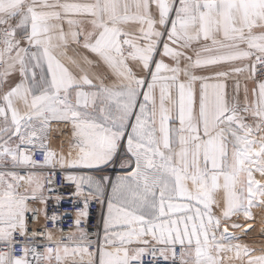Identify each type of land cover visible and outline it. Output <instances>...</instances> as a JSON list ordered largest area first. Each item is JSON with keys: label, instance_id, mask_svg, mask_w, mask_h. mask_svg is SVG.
Masks as SVG:
<instances>
[{"label": "snow or ice", "instance_id": "6c2138e0", "mask_svg": "<svg viewBox=\"0 0 264 264\" xmlns=\"http://www.w3.org/2000/svg\"><path fill=\"white\" fill-rule=\"evenodd\" d=\"M256 208L264 0H0V264H264Z\"/></svg>", "mask_w": 264, "mask_h": 264}, {"label": "built area", "instance_id": "2783aa9c", "mask_svg": "<svg viewBox=\"0 0 264 264\" xmlns=\"http://www.w3.org/2000/svg\"><path fill=\"white\" fill-rule=\"evenodd\" d=\"M37 160H42L43 157L42 156H37L36 157ZM57 189L58 191H63V194L65 196V201L63 204V209L69 212H74L75 209L73 208L72 205H70L67 201L68 196L70 195V192L72 191L71 187L68 186L66 187L63 182H62V177L58 178V183H57ZM100 220V212L97 206H93L91 208V216H90V224L89 227H94L96 224L99 223ZM43 222L42 218H41V223ZM72 223L71 219H65L64 223H63V227L65 229H67L68 225H70ZM37 225L33 224L31 225V227L35 228ZM42 250V248H41Z\"/></svg>", "mask_w": 264, "mask_h": 264}, {"label": "rangeland", "instance_id": "374dc122", "mask_svg": "<svg viewBox=\"0 0 264 264\" xmlns=\"http://www.w3.org/2000/svg\"><path fill=\"white\" fill-rule=\"evenodd\" d=\"M253 211L257 216L256 222L254 223L255 231L250 232L249 235L244 238L243 242L259 247L264 243V236L260 235L261 230L264 229V224L261 223V221L264 220V209L256 208ZM237 234L240 235V233Z\"/></svg>", "mask_w": 264, "mask_h": 264}, {"label": "crops", "instance_id": "0c3cea01", "mask_svg": "<svg viewBox=\"0 0 264 264\" xmlns=\"http://www.w3.org/2000/svg\"><path fill=\"white\" fill-rule=\"evenodd\" d=\"M55 143H56V142H54V146H55ZM241 221H242V218H241Z\"/></svg>", "mask_w": 264, "mask_h": 264}]
</instances>
